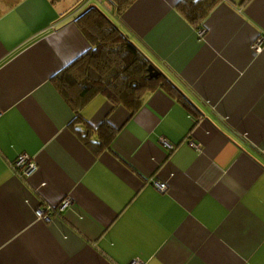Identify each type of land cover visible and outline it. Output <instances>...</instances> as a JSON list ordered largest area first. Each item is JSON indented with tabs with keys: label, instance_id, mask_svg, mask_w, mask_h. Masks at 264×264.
Listing matches in <instances>:
<instances>
[{
	"label": "crops",
	"instance_id": "1",
	"mask_svg": "<svg viewBox=\"0 0 264 264\" xmlns=\"http://www.w3.org/2000/svg\"><path fill=\"white\" fill-rule=\"evenodd\" d=\"M81 2L0 0V264H264V0H221L202 37L179 0ZM90 5L190 108L163 90L135 115L97 97L76 124L55 78L92 49L75 21ZM106 119L97 154L78 129Z\"/></svg>",
	"mask_w": 264,
	"mask_h": 264
},
{
	"label": "trees",
	"instance_id": "2",
	"mask_svg": "<svg viewBox=\"0 0 264 264\" xmlns=\"http://www.w3.org/2000/svg\"><path fill=\"white\" fill-rule=\"evenodd\" d=\"M49 1L58 4L63 0ZM107 1L114 12L120 13L135 0ZM220 1L179 0L177 10L192 27L202 30L205 20ZM75 21L89 37L92 49L58 75L55 85L75 110L76 124L83 123L82 110L97 97H104L114 108L126 107L135 115L148 94L163 90L190 108L183 101L186 99L162 73H159L157 78L150 76L151 61L96 6L80 13ZM88 126L85 131L82 127L78 129L80 133H97V141L83 136L88 145L93 147L97 154L110 149L117 130L109 120L106 119L98 128Z\"/></svg>",
	"mask_w": 264,
	"mask_h": 264
},
{
	"label": "built area",
	"instance_id": "3",
	"mask_svg": "<svg viewBox=\"0 0 264 264\" xmlns=\"http://www.w3.org/2000/svg\"><path fill=\"white\" fill-rule=\"evenodd\" d=\"M205 33V30H199V35L202 37ZM263 44H264V38H259L255 45L253 46V50L255 53H260L263 49ZM167 147L171 148L172 146L169 145L165 140L163 141ZM194 146V145H193ZM37 168V164L35 163V161H33L28 155L26 154H22L20 155L13 163H12V169L14 170L15 174L18 175L19 177L23 178V177H28L30 176L32 173H34V171ZM156 187L159 188L160 191H166L167 187L165 184H156ZM70 200H66L62 203V205L59 207L60 211H63L64 209H66L69 205H70ZM37 216L39 218L42 219H48L50 214L43 211V210H38L37 211ZM131 264H141L138 261H135Z\"/></svg>",
	"mask_w": 264,
	"mask_h": 264
},
{
	"label": "rangeland",
	"instance_id": "4",
	"mask_svg": "<svg viewBox=\"0 0 264 264\" xmlns=\"http://www.w3.org/2000/svg\"><path fill=\"white\" fill-rule=\"evenodd\" d=\"M79 1H82L80 4H82V3H87L89 0H79ZM106 1V0H105ZM94 3L95 4H97V5H99V2L98 1H94ZM91 6H94V5H90L89 6V8L91 7ZM103 10V12L106 14V15H108V17H110L111 19H113V20H115L116 19V17L115 16H113L111 13H109V11H107V9L104 7V9H102ZM112 16H113V18H112ZM205 34V33H204ZM204 36V35H203ZM171 84H172V82H171Z\"/></svg>",
	"mask_w": 264,
	"mask_h": 264
},
{
	"label": "water",
	"instance_id": "5",
	"mask_svg": "<svg viewBox=\"0 0 264 264\" xmlns=\"http://www.w3.org/2000/svg\"><path fill=\"white\" fill-rule=\"evenodd\" d=\"M149 73H150L151 77L157 78L159 73H161V72L151 63V65L149 67Z\"/></svg>",
	"mask_w": 264,
	"mask_h": 264
}]
</instances>
